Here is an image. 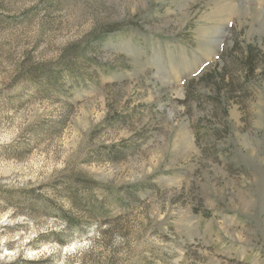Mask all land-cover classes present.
<instances>
[{"label": "rangeland", "instance_id": "obj_1", "mask_svg": "<svg viewBox=\"0 0 264 264\" xmlns=\"http://www.w3.org/2000/svg\"><path fill=\"white\" fill-rule=\"evenodd\" d=\"M0 264H264V0H0Z\"/></svg>", "mask_w": 264, "mask_h": 264}, {"label": "trees", "instance_id": "obj_2", "mask_svg": "<svg viewBox=\"0 0 264 264\" xmlns=\"http://www.w3.org/2000/svg\"><path fill=\"white\" fill-rule=\"evenodd\" d=\"M248 47H250V46H248ZM248 50H249V54H247V56L245 57V60L249 63V65H246V71L244 72V73H249V72H247L248 70H252V68L250 67V63H251V61L253 60V57L255 56L254 54H253V51L250 49V48H248ZM245 65V64H244ZM243 65V66H244ZM206 75V74H205Z\"/></svg>", "mask_w": 264, "mask_h": 264}]
</instances>
